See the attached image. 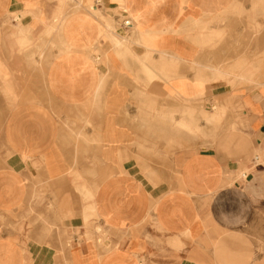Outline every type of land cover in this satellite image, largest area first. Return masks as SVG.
I'll return each mask as SVG.
<instances>
[{"label": "crops", "instance_id": "obj_1", "mask_svg": "<svg viewBox=\"0 0 264 264\" xmlns=\"http://www.w3.org/2000/svg\"><path fill=\"white\" fill-rule=\"evenodd\" d=\"M0 264H264V0H0Z\"/></svg>", "mask_w": 264, "mask_h": 264}, {"label": "rangeland", "instance_id": "obj_2", "mask_svg": "<svg viewBox=\"0 0 264 264\" xmlns=\"http://www.w3.org/2000/svg\"><path fill=\"white\" fill-rule=\"evenodd\" d=\"M203 105H201L199 108H201L199 111H201V112H203ZM197 108H198V106H197ZM214 108H215V111H214V114H216L217 115V119L215 120V123H216V126H213V138H215V137H217V133H218V130H219V126H218V122H219V108H218V105H215L214 106ZM224 115H225V112H224ZM196 117H197V120L199 119V115H198V112H197V115H196ZM217 128V129H216ZM217 130V131H216ZM200 131L201 130H199V128H198V126H197V130H196V133H197V135L200 133ZM213 144H216V142L214 143V142H212ZM218 144V143H217Z\"/></svg>", "mask_w": 264, "mask_h": 264}, {"label": "bare ground", "instance_id": "obj_3", "mask_svg": "<svg viewBox=\"0 0 264 264\" xmlns=\"http://www.w3.org/2000/svg\"><path fill=\"white\" fill-rule=\"evenodd\" d=\"M127 13V12H126ZM179 32V31H178ZM50 37V36H49ZM111 41V40H110ZM45 42V41H44ZM54 46V45H53ZM125 54V53H124ZM99 60V59H98ZM100 61V60H99ZM98 61V62H99ZM97 62V63H98ZM151 64H153V63H151ZM159 65H161V64H159ZM97 66V65H96ZM133 68V67H132ZM159 71V70H158ZM216 79V78H215ZM143 82H144V80H143ZM101 86V85H100ZM136 100V99H135ZM182 112V111H181ZM169 113V112H168ZM182 122V121H181ZM174 126V125H173ZM184 126V125H183ZM186 126V125H185ZM51 130V129H50ZM167 130V129H166ZM211 131V130H210ZM217 131V130H216ZM184 133V132H183ZM179 134V133H178ZM56 135V134H55ZM204 135V134H203ZM208 148V147H207ZM152 179V178H151ZM101 241V240H100Z\"/></svg>", "mask_w": 264, "mask_h": 264}, {"label": "built area", "instance_id": "obj_4", "mask_svg": "<svg viewBox=\"0 0 264 264\" xmlns=\"http://www.w3.org/2000/svg\"><path fill=\"white\" fill-rule=\"evenodd\" d=\"M124 25H125L126 27H128V26H130V22H129V21H125V22H124Z\"/></svg>", "mask_w": 264, "mask_h": 264}]
</instances>
